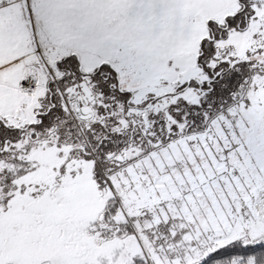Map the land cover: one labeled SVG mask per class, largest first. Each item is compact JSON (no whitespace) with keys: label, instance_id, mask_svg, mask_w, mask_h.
Instances as JSON below:
<instances>
[{"label":"snow or ice","instance_id":"6c2138e0","mask_svg":"<svg viewBox=\"0 0 264 264\" xmlns=\"http://www.w3.org/2000/svg\"><path fill=\"white\" fill-rule=\"evenodd\" d=\"M0 264H264V0H0Z\"/></svg>","mask_w":264,"mask_h":264}]
</instances>
